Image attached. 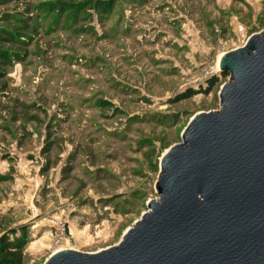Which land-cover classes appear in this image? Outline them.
<instances>
[{"label": "rangeland", "instance_id": "1", "mask_svg": "<svg viewBox=\"0 0 264 264\" xmlns=\"http://www.w3.org/2000/svg\"><path fill=\"white\" fill-rule=\"evenodd\" d=\"M91 1L0 0V26L30 24L0 103V240H24L22 264L120 244L159 199L164 153L221 109V57L264 31V0Z\"/></svg>", "mask_w": 264, "mask_h": 264}, {"label": "water", "instance_id": "2", "mask_svg": "<svg viewBox=\"0 0 264 264\" xmlns=\"http://www.w3.org/2000/svg\"><path fill=\"white\" fill-rule=\"evenodd\" d=\"M220 69L221 109L196 114L164 153L159 199L120 244L45 264H264V31Z\"/></svg>", "mask_w": 264, "mask_h": 264}, {"label": "trees", "instance_id": "3", "mask_svg": "<svg viewBox=\"0 0 264 264\" xmlns=\"http://www.w3.org/2000/svg\"><path fill=\"white\" fill-rule=\"evenodd\" d=\"M60 6L61 11L67 6L65 3H59L57 5H51L50 10L55 9V7ZM82 6V5H81ZM90 7H97L103 13L109 12L114 6V0H92L89 4ZM73 10L79 13L81 9L79 6L71 5ZM76 14V15H77ZM23 18H18L23 21L19 28L10 29L4 26H0V103L2 102V97L6 96V82L5 77L7 74L8 67L14 65L15 63L24 60L23 51L27 46V38L29 37L28 29L30 24L26 21L24 14H20ZM15 16L6 15L4 21L10 22V20ZM23 19V20H22ZM26 51V50H25ZM4 81V82H3ZM218 81V76H214L209 81V88ZM2 83V84H1ZM206 89V92L209 91ZM197 91L189 89L186 91L182 97H190L196 94ZM23 247L24 240L21 238H16L11 241L8 236H4L0 240V264H22L23 262Z\"/></svg>", "mask_w": 264, "mask_h": 264}, {"label": "built area", "instance_id": "4", "mask_svg": "<svg viewBox=\"0 0 264 264\" xmlns=\"http://www.w3.org/2000/svg\"><path fill=\"white\" fill-rule=\"evenodd\" d=\"M69 236L67 235L65 229L61 231V234L59 235L58 239L56 240V245L59 246L63 244L65 241H67Z\"/></svg>", "mask_w": 264, "mask_h": 264}, {"label": "bare ground", "instance_id": "5", "mask_svg": "<svg viewBox=\"0 0 264 264\" xmlns=\"http://www.w3.org/2000/svg\"><path fill=\"white\" fill-rule=\"evenodd\" d=\"M222 57H223V56H222ZM222 57H221V59H222ZM221 59H220V62H219V66H220V63H221ZM59 250H64V248L61 247V248L57 249V251H59ZM57 251H56V252H57Z\"/></svg>", "mask_w": 264, "mask_h": 264}]
</instances>
